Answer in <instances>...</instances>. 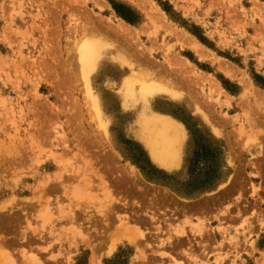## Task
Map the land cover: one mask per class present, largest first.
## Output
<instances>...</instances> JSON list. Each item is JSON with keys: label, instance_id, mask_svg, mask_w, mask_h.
Masks as SVG:
<instances>
[{"label": "rangeland", "instance_id": "374dc122", "mask_svg": "<svg viewBox=\"0 0 264 264\" xmlns=\"http://www.w3.org/2000/svg\"><path fill=\"white\" fill-rule=\"evenodd\" d=\"M132 1L0 0V242L17 264H28L23 252L43 264H173L170 255L185 264H264V0ZM120 20L139 38L120 36L121 45L131 43L155 75L181 86L177 98L149 101L186 130L172 171L133 137L140 103L125 106L112 54L82 73L77 26ZM185 38L209 60L182 47ZM175 58L194 75L169 66ZM87 82L104 126L86 100ZM74 171L91 177L97 196L73 192ZM58 173L66 187L53 180ZM100 177L117 199L113 210ZM69 212L75 222L60 217ZM123 216L141 218L130 220L145 235L136 247L121 235ZM176 240L175 249L161 244Z\"/></svg>", "mask_w": 264, "mask_h": 264}, {"label": "bare ground", "instance_id": "6f19581e", "mask_svg": "<svg viewBox=\"0 0 264 264\" xmlns=\"http://www.w3.org/2000/svg\"><path fill=\"white\" fill-rule=\"evenodd\" d=\"M129 1L133 2L132 0ZM148 11L147 9L145 10L146 15L148 14L147 18L151 17L149 15L151 14V12ZM149 19L152 20L151 18ZM152 21H155L154 18ZM157 21L160 22L159 20ZM79 27H81L82 29L79 30ZM77 30L78 32H75V39H76L75 42L79 43L78 44L79 49L77 54L79 61L81 63L80 67L82 66V73L83 74L85 73L87 75L88 69H90L92 65L95 66L98 60L104 54L106 53L112 54L110 59H112L115 62L114 67L117 70V73L122 75L121 83H120L121 84L120 88L121 87L122 88L120 90V93L122 98L124 99L123 100L124 103H126L125 106L127 105L128 102L129 103L132 102V106L136 105V103H140L138 104L140 105V110L138 111L137 115L135 114L136 130L133 132V137L143 145L151 161L156 166L166 171H172L175 168H177L180 165L182 159L183 144L186 139L185 127L181 122H179L172 116H169L165 113L155 110L153 107L150 106L149 101L152 100L157 94L158 95L164 94V96L167 97L177 98L180 95L177 92L181 88L180 84H178L175 81H172L170 78L166 79L164 76L155 75V73H153L150 70V60L146 57L145 53L141 51L137 52L138 51L137 49H134L135 51L132 50L131 43H129L127 46L121 45V43L117 40V38L120 36L124 37L125 39H128L131 42L133 41L136 42V40L139 39L137 33L133 32L135 29H133L132 31V29L127 25V23L125 24L120 20V22H117L113 26L106 27L103 29L94 26L92 23H89V21L86 22L81 21V25L77 26ZM182 47H186L190 49L199 60H205L209 58L205 56V54L207 53H204L205 51L203 49L204 46L202 47L199 43L195 42L191 38L188 39L185 38V40L182 42ZM172 65L181 68L183 73L187 74L188 76L189 74L194 75V72L192 71L194 68L192 69V67L189 66L190 63H188L187 60L184 61V59L181 60L175 58L174 61L169 62V66ZM220 68H222V66ZM227 70L229 69L226 68L225 72L228 74L229 77L230 75L227 72ZM192 75L190 77H192ZM207 79L209 80V77ZM202 80H206V79H202ZM86 87H87L86 100H88L90 102V105L93 106V108L95 109V113L98 116L99 123L101 124L102 122L103 125L99 96L94 92V90L92 89L91 85L88 82ZM194 109H197L196 111H198L199 108L194 106ZM200 114L203 119L209 121L208 114L206 112H200ZM58 165L57 167H59ZM45 167H51V166L48 165ZM77 169L78 168H76L75 170ZM79 172L74 171V174L72 176H69L70 178L76 179L77 182V185L73 188V192L74 189H77L76 191H78L81 195L86 196L85 198L87 197L92 198L94 196H97L95 194L96 192L93 190L96 189V187L94 186L93 182L90 180L91 177L88 178L87 175H81L80 174L81 172L80 173ZM63 176L61 173L55 174L56 179L53 180L57 182L59 181L57 183L59 186L61 185L63 187H66V184H64L66 178ZM100 178L102 180V184L99 183V185H102L100 186L102 193L101 195L102 198H104L102 200H104L105 204L110 203L111 205L110 210H113L115 206V201L117 199L114 197L113 191L104 181V178L103 177ZM93 191L95 193H93ZM43 208L44 210L46 209L47 211H50V208L48 207V203L46 207ZM67 213H64L63 216L60 215V217L68 216L70 217L69 218L70 222L73 221L75 222L77 220L78 217L76 216V214L73 215L72 212H69V215H66ZM140 219L137 218L136 220L134 219L133 216L130 217L123 216L118 218L119 222H121L119 224L121 227L120 231H122L121 233L122 237L126 239L130 245H134L135 247L138 245L141 239L145 237V235L140 228L141 226H138L137 224L130 225V220L137 221V223L140 224L141 222ZM204 226L205 224L201 221L199 222V224L196 225V228L198 231H202L203 229H205ZM73 231H74V235L82 237L81 230L79 227L73 228ZM181 234L183 235L184 232L181 231ZM4 241L0 242V261H2L3 263L5 262L6 264H17L18 259L15 258L14 253L12 251L7 250V248H5L7 244ZM180 243H181L180 240H176L175 242L169 241L167 244L164 243V241L161 242V244L169 245L170 248L172 249H175V247L180 245ZM3 244L6 246H4ZM140 253L142 254V258L146 257L147 259H150L148 256H146V254L142 252ZM182 253H184L189 257H192V255H190L191 254L190 252L182 251ZM26 255H27L26 252H23L21 256L24 258V261L27 262L28 264H43L40 258L35 253L31 255L28 254V256ZM170 256L174 259L172 262L173 264H185L183 261L177 259L174 255H170ZM164 257H167V254L162 252L159 253L157 258L151 257L150 260L153 261L154 259H159L160 261H162Z\"/></svg>", "mask_w": 264, "mask_h": 264}, {"label": "trees", "instance_id": "16d2710c", "mask_svg": "<svg viewBox=\"0 0 264 264\" xmlns=\"http://www.w3.org/2000/svg\"><path fill=\"white\" fill-rule=\"evenodd\" d=\"M122 17H123L124 19H126L127 21H132V19H130L128 16H126V15H124V14H122Z\"/></svg>", "mask_w": 264, "mask_h": 264}]
</instances>
